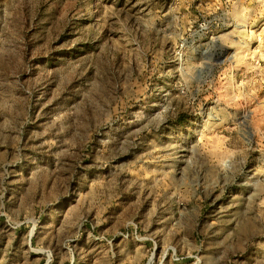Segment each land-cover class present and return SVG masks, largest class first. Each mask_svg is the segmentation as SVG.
<instances>
[{
  "label": "rangeland",
  "instance_id": "1",
  "mask_svg": "<svg viewBox=\"0 0 264 264\" xmlns=\"http://www.w3.org/2000/svg\"><path fill=\"white\" fill-rule=\"evenodd\" d=\"M0 264H264V0H0Z\"/></svg>",
  "mask_w": 264,
  "mask_h": 264
}]
</instances>
